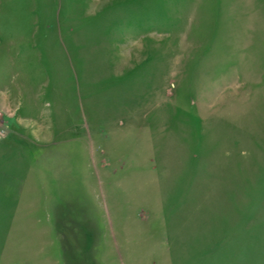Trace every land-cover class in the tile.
Here are the masks:
<instances>
[{
	"label": "rangeland",
	"instance_id": "1",
	"mask_svg": "<svg viewBox=\"0 0 264 264\" xmlns=\"http://www.w3.org/2000/svg\"><path fill=\"white\" fill-rule=\"evenodd\" d=\"M247 228L264 264V0H0V264H177L200 229L225 260Z\"/></svg>",
	"mask_w": 264,
	"mask_h": 264
},
{
	"label": "crops",
	"instance_id": "2",
	"mask_svg": "<svg viewBox=\"0 0 264 264\" xmlns=\"http://www.w3.org/2000/svg\"><path fill=\"white\" fill-rule=\"evenodd\" d=\"M243 229L241 230V238L240 240L237 241L235 245V249L232 251V248L229 250V255L230 252H232L231 259L228 260V256L225 260L222 259H217V254H215L216 251H219V248H221L222 244H216L217 247H212L210 242H208L207 236L212 234V232L207 229L202 230L200 229V234H202L201 238L203 240V247L201 246V252H199L198 255H195L193 259L186 260V261H181V259L177 262V264H250L249 260V234L250 230ZM198 232H196L197 234ZM200 238V237H199ZM202 242V241H201ZM196 243H198V238H196ZM182 244V243H181ZM195 247V245H194ZM217 248V249H216ZM264 246L258 244V247L255 249L257 253H259V256L261 253L264 251ZM185 252L184 245H181V252ZM194 251H198L197 248H194ZM235 252V253H234ZM244 252H246V255H244ZM256 264H262L259 260L255 262ZM254 263V264H255ZM170 264V263H168Z\"/></svg>",
	"mask_w": 264,
	"mask_h": 264
}]
</instances>
